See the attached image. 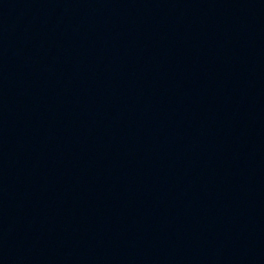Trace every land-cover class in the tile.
I'll return each instance as SVG.
<instances>
[{
  "label": "water",
  "instance_id": "95a60500",
  "mask_svg": "<svg viewBox=\"0 0 264 264\" xmlns=\"http://www.w3.org/2000/svg\"><path fill=\"white\" fill-rule=\"evenodd\" d=\"M0 264H264V0H0Z\"/></svg>",
  "mask_w": 264,
  "mask_h": 264
}]
</instances>
